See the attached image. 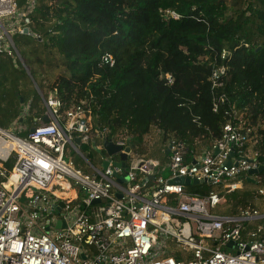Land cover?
I'll return each instance as SVG.
<instances>
[{"label": "trees", "instance_id": "1", "mask_svg": "<svg viewBox=\"0 0 264 264\" xmlns=\"http://www.w3.org/2000/svg\"><path fill=\"white\" fill-rule=\"evenodd\" d=\"M28 21L39 36H17L29 41L19 51L28 77L44 99L56 94L61 114L85 101L92 137L128 138L136 151L160 163L168 145L180 142L184 161L191 162L239 119L250 129L242 155L264 164V0H37ZM104 55L113 65L102 62ZM24 76L12 59L0 57L2 129L25 105ZM39 101L34 107L29 101L19 137L44 116ZM89 149L80 146L81 153ZM251 178L227 194L207 183L190 191L221 196L215 209L221 215L264 211V195L258 194L264 171Z\"/></svg>", "mask_w": 264, "mask_h": 264}, {"label": "built area", "instance_id": "2", "mask_svg": "<svg viewBox=\"0 0 264 264\" xmlns=\"http://www.w3.org/2000/svg\"><path fill=\"white\" fill-rule=\"evenodd\" d=\"M36 5L37 0H0V57L20 62L25 71L14 38L25 28L26 36L39 38L28 28ZM102 62L111 66L113 58L104 55ZM42 101L47 123L39 118L33 132L16 134L24 129L28 103L9 130L0 128V264H264V211L216 214L221 196L190 191L193 180H206L226 194L235 192L249 170L264 165L242 155L250 133L244 122L226 124L221 138L191 162L183 159V144L171 142L160 163L136 151L128 138L113 141L102 132L92 137L85 101L63 114L55 93ZM104 140L120 147V153L130 147L125 172L115 165L120 153L103 150ZM81 145L91 146L106 168L94 166ZM68 148L84 160L88 173L73 168Z\"/></svg>", "mask_w": 264, "mask_h": 264}, {"label": "rangeland", "instance_id": "3", "mask_svg": "<svg viewBox=\"0 0 264 264\" xmlns=\"http://www.w3.org/2000/svg\"><path fill=\"white\" fill-rule=\"evenodd\" d=\"M27 42H29V41L26 38H19V37L14 38V43H15L17 49L21 52V55L23 54L22 53L23 49L27 48V45H26ZM16 64L18 65L19 68L23 69V71L25 73V76L20 81V88H22V91H23L22 93H23L24 101H25V103H23V104L27 105L29 103V101L33 100L32 103H33V107H34L35 103H37V99L41 98V101H39L38 104L42 105V103H43L42 97H38L37 98V95L39 96V94H38L39 90L37 91V89L34 87L31 78L28 77L29 75L26 73V71L24 70V68L21 65V63L17 61ZM40 95H41V93H40ZM23 107H22V104H21L20 105V110H22ZM10 128H11V125L8 126L7 129L9 130ZM87 152L90 155L89 157H87ZM87 152L86 151H82V153L85 154L84 156H86L89 159V161H91V163L94 166L101 168L102 164H101V162L99 160L98 153L95 152L93 149H89ZM68 153H69V157H71V159L73 161V165H74L73 168L75 170H79L83 174L89 172L87 164H85L84 160L75 151H73L71 148H68L67 154ZM164 175H166V173ZM258 202L262 203V200H260ZM215 213L216 214H220L218 211H215Z\"/></svg>", "mask_w": 264, "mask_h": 264}, {"label": "water", "instance_id": "4", "mask_svg": "<svg viewBox=\"0 0 264 264\" xmlns=\"http://www.w3.org/2000/svg\"><path fill=\"white\" fill-rule=\"evenodd\" d=\"M27 32H28V30L25 28V29L23 30V34L26 35ZM26 72H27V74L29 75V72H28V71H26ZM29 76H30V75H29ZM30 78H31V77H30ZM31 80H32V78H31ZM32 83H33L34 87H35V88L37 89V91H38V88H37V86H36V84H35V82H34L33 80H32ZM21 102H22V100H21ZM42 122H43V123H47V122H48V116H47L46 114H44V116L42 117ZM33 130H34V128L32 127L29 131H30V132H33ZM73 143L76 144V145L80 144V140H79V138H77V137L74 138V139H73ZM102 147H103V150H104L108 155L119 154L120 151H121V148L118 147V146H116V145H114L110 140H104L103 143H102ZM169 149H170V147H168V148L166 149V151H165V154H166V155L169 154ZM234 150H235V146H231V148H230V153H229V156H230V157L233 156V152H234ZM129 151H130V147L125 148V149L123 150V152L119 154V160H120V162H119V163H115L116 167H117V168H120L122 172H125V171H126V168H125V167H126V166H125V161H126V159H127V155H126V154L129 153ZM215 153H217V150H215ZM106 166H107V163H106V162H103L101 168H102V169H105ZM263 171H264V165L258 166L256 169H251V170H249V171L247 172V178H246V180H247V181H253L251 177L258 175V174H260V173L263 172ZM116 181H117L118 183H122V181H121L120 179H117ZM176 182H177V183L184 184V185H186V186L190 184V180H189V179H178V180H176ZM201 183H207V181H206V180H203L202 182H198V181H196V180H193V181H192V185H199V184H201ZM118 197H119V196H118ZM97 203H98L97 201H94V202H93V204H97ZM59 206L62 207V204L59 203Z\"/></svg>", "mask_w": 264, "mask_h": 264}, {"label": "bare ground", "instance_id": "5", "mask_svg": "<svg viewBox=\"0 0 264 264\" xmlns=\"http://www.w3.org/2000/svg\"><path fill=\"white\" fill-rule=\"evenodd\" d=\"M5 145H6V146H9V147H12V146H13V144H12L11 142H5ZM67 196H68L69 198H72V196H73L72 191H70L69 194H68Z\"/></svg>", "mask_w": 264, "mask_h": 264}, {"label": "crops", "instance_id": "6", "mask_svg": "<svg viewBox=\"0 0 264 264\" xmlns=\"http://www.w3.org/2000/svg\"><path fill=\"white\" fill-rule=\"evenodd\" d=\"M44 106V105H43ZM44 114H45V112H44ZM42 119V118H41ZM38 122L36 121H34V123L31 125V126H29V128H28V131L32 128V127H34L36 124H37ZM24 129H25V127L24 126H22Z\"/></svg>", "mask_w": 264, "mask_h": 264}]
</instances>
